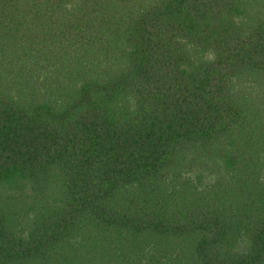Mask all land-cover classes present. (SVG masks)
Returning <instances> with one entry per match:
<instances>
[{"label": "trees", "instance_id": "16d2710c", "mask_svg": "<svg viewBox=\"0 0 264 264\" xmlns=\"http://www.w3.org/2000/svg\"><path fill=\"white\" fill-rule=\"evenodd\" d=\"M0 264H264V0H0Z\"/></svg>", "mask_w": 264, "mask_h": 264}]
</instances>
